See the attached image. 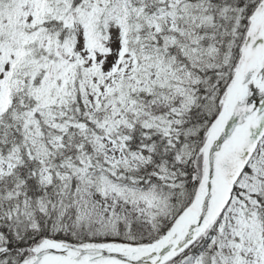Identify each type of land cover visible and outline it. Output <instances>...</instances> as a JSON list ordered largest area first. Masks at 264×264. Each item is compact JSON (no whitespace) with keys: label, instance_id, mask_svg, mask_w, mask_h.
I'll return each mask as SVG.
<instances>
[{"label":"snow or ice","instance_id":"1","mask_svg":"<svg viewBox=\"0 0 264 264\" xmlns=\"http://www.w3.org/2000/svg\"><path fill=\"white\" fill-rule=\"evenodd\" d=\"M0 264H264V0H0Z\"/></svg>","mask_w":264,"mask_h":264}]
</instances>
